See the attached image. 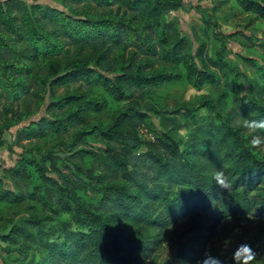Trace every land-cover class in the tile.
I'll list each match as a JSON object with an SVG mask.
<instances>
[{
	"label": "trees",
	"instance_id": "trees-1",
	"mask_svg": "<svg viewBox=\"0 0 264 264\" xmlns=\"http://www.w3.org/2000/svg\"><path fill=\"white\" fill-rule=\"evenodd\" d=\"M65 1L66 9L61 10L37 3L28 7L21 0H0V17L6 15L5 25L0 22V99L3 96L16 105L14 109L6 107L0 111L3 122L5 119L22 120L24 115L20 109L24 106L39 109L47 85L55 92L65 82L89 86L99 81L109 96L127 101L143 90L179 78L176 64L182 60L183 41L178 39L172 49L167 50L170 25L164 21V14L181 6V0ZM238 2L244 10L264 18V0ZM71 3L86 5L79 10ZM89 3L101 10L90 9ZM11 34L23 37L31 63L23 61ZM218 34L221 33H215ZM67 44L79 59L68 58ZM62 56L67 57L66 61H61ZM216 67L223 72L229 65ZM115 68L117 72L112 78L97 71ZM187 79L196 87H201L202 83H219L215 72L195 68H191ZM201 104L209 113L217 107L210 99ZM105 105L104 98H90L84 93L62 94L47 106L52 111V119L31 122L17 133V141H29L43 136L47 130L67 132L77 125L96 130L106 142L103 169L95 174L91 170L88 176L98 180L96 185L105 178L114 189L96 207L84 203L77 189L79 183L84 182L79 178L85 174L83 161L88 151L79 148L62 158L49 157L54 160L53 164L59 158L71 165L67 174L54 169V176H49L42 172V167L38 169L44 187L41 197L27 193L19 196L9 190L0 194V199L22 201L27 196L48 205L50 215L26 221L21 233L25 236L29 228L42 232L45 218L52 222L59 213L69 215V220L59 225L63 240L45 243L48 254L32 264H173L158 261L157 253L167 234L163 228L185 217L182 232L178 233L185 236L179 242L175 264H196L205 251L207 234L202 225L193 229L190 222L200 217V206L212 203L225 191L213 179L217 170H223L230 183L227 191H232L233 200L225 205L233 202V215L264 216V197H261L264 184L257 185L255 179L264 176V153L250 143L252 135H264V132L246 135L242 131L247 129L232 123L241 118L240 112H250L256 105L239 104L224 123L206 129L205 139L200 142L196 138L184 142L177 134L175 117H171L174 126L167 128L156 142L148 143V149L141 153L135 151L142 145L137 128L146 123L149 116L140 111L137 100L133 99L121 105L111 124L97 126L89 113L98 112ZM181 106L176 114L181 113L195 124V108L189 104ZM261 110L254 120H264ZM9 112L11 115L5 117ZM9 124L0 125V131ZM20 168H14L17 174L23 172ZM174 186L180 191H172ZM253 191L256 193L249 195ZM69 223H74L77 229H72ZM15 237L11 230L5 238ZM240 243L242 240L232 247L225 264H233L232 253Z\"/></svg>",
	"mask_w": 264,
	"mask_h": 264
},
{
	"label": "rangeland",
	"instance_id": "rangeland-1",
	"mask_svg": "<svg viewBox=\"0 0 264 264\" xmlns=\"http://www.w3.org/2000/svg\"><path fill=\"white\" fill-rule=\"evenodd\" d=\"M21 1L28 7L37 3L61 10L66 9L64 4L67 3L65 0ZM70 5L80 10L86 3ZM88 6L90 9L101 10L93 3H89ZM4 16L0 17L3 25H5ZM164 21L170 25L168 30L170 42L167 50L170 51L178 39L181 38L183 41L180 51L182 60L176 64L179 78L166 81L149 90H143L137 94L136 98L130 97L131 99L127 100H137L140 111L149 116L146 123L137 128L142 145L135 150L136 153L145 152L149 147L148 143L156 142V138L164 135L167 128L174 126L170 121L171 117H175L177 134L184 142L191 138H196L195 140L200 142L201 139H205L203 137L206 129L211 125L224 123L230 113L238 109L239 104L256 105V109L250 112H240L243 118L257 119L259 109L264 112V18L244 10L238 0H181V6L164 14ZM215 33L221 34L216 36ZM223 35L227 36L222 37ZM11 36L23 61L31 63V55L27 51V44L23 37L19 34H11ZM65 49L68 51V58L79 59L74 55L70 45L67 44ZM60 58L62 62L67 59L65 56ZM222 64L229 65V68H223L222 72L216 67ZM89 65L93 66V62ZM191 68L215 72L219 76V83L215 85L202 83L201 87L193 86L187 79ZM97 71L112 78L117 69L109 71L97 69ZM66 93L73 95L84 93V96L90 98L106 100V105L100 111L89 113V116L95 119L97 126L111 124L114 114L127 102L126 100L117 101L109 96L102 82L96 81L87 86L71 81L62 83L55 92H52L47 85L44 100L39 109L34 106L31 109L26 106L20 109L24 115L22 120L16 122V119H5L3 122L0 118V125L10 123L6 129L0 131V138L3 139V144L0 145V194L9 190L19 196L27 193L33 194L36 198L41 197L44 187L38 169L42 167V172L49 176H54V169L67 174L71 165L65 164L59 158L56 159V164H53L54 160L49 157L62 158L66 153L79 148L88 151L83 161L86 167L85 174L79 178L84 182L79 183L77 189L84 203H90L96 207L106 194L113 193V184L109 180L104 178L100 185H96L98 180L90 179L88 176L91 170L95 174L99 169H103L101 163L104 159L106 142L98 136L96 130H91L90 127L85 128V125H77L67 132L47 130L43 136L34 140H16L18 131L26 128L31 122L42 118L52 119L53 114L47 109L48 104ZM1 97V112L6 107L16 108L15 104ZM205 99H210L217 105L210 113L201 104ZM182 104H189L195 108V124L188 121V118L181 113L176 114V111H181ZM9 114L10 112L3 116L9 117ZM232 123L238 127L234 120ZM242 132L246 135L250 133L248 130ZM73 143L77 145L74 146ZM257 148L264 153V146ZM17 166L21 167L20 171H23L21 174H17L14 170ZM258 177L255 178L257 185L264 184V176L260 179ZM172 191L180 190L174 186ZM231 192L224 191L212 203L200 206L198 209L200 217L193 219L190 224L193 229L196 225L203 226L207 234L205 251H210L213 256H219L224 264L232 247L240 240L242 243L251 244L258 253L253 264H264V216L255 217L240 213L233 215V202L225 205L233 200ZM255 193L256 191H253L249 195ZM37 201L27 196L22 201L16 198L0 199V264L39 262L49 252L45 243L50 240L60 243L63 240V232L59 230V225L62 221L69 220V215L63 213H59L58 218L52 222H48L49 219L45 218L42 232L29 228L28 236L21 234L26 221H34L43 217L44 214L50 215L48 205ZM186 219L187 217L173 220L163 228L167 234L157 253L159 262L169 261L173 264L177 262L178 245L185 236L178 233L182 232L181 224ZM69 224L72 229H77L74 223ZM11 230L15 232V239L5 238ZM56 261H58L57 258Z\"/></svg>",
	"mask_w": 264,
	"mask_h": 264
},
{
	"label": "clouds",
	"instance_id": "clouds-1",
	"mask_svg": "<svg viewBox=\"0 0 264 264\" xmlns=\"http://www.w3.org/2000/svg\"><path fill=\"white\" fill-rule=\"evenodd\" d=\"M235 123L237 126L247 129L250 133L264 132V120H250L241 117ZM250 143L253 147L264 146V135H252ZM213 179L218 187L225 191L230 189V183L223 170H217ZM257 256L258 253L253 246L247 242H243L233 251L231 259L233 264H253ZM196 264H224V261L219 256H213L210 251H205Z\"/></svg>",
	"mask_w": 264,
	"mask_h": 264
}]
</instances>
